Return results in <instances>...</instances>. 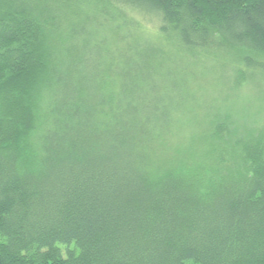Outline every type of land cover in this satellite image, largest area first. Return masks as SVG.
<instances>
[{"label":"trees","instance_id":"trees-1","mask_svg":"<svg viewBox=\"0 0 264 264\" xmlns=\"http://www.w3.org/2000/svg\"><path fill=\"white\" fill-rule=\"evenodd\" d=\"M198 49L264 69V0H0V264H264V128L179 136Z\"/></svg>","mask_w":264,"mask_h":264},{"label":"rangeland","instance_id":"rangeland-1","mask_svg":"<svg viewBox=\"0 0 264 264\" xmlns=\"http://www.w3.org/2000/svg\"><path fill=\"white\" fill-rule=\"evenodd\" d=\"M144 24L153 29L151 24ZM104 30L108 36L109 31ZM195 53L193 58L183 55L179 67H174L170 57L171 64H166L178 70L174 85L184 99L179 115L186 120L183 118L179 126V136L199 132L223 119L238 132L264 128V69L240 63L227 50L198 49ZM170 80L162 78L156 84H170Z\"/></svg>","mask_w":264,"mask_h":264}]
</instances>
